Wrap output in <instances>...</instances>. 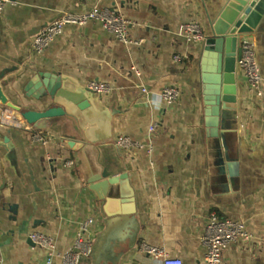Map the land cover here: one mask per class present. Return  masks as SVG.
Returning a JSON list of instances; mask_svg holds the SVG:
<instances>
[{
    "label": "crops",
    "instance_id": "1",
    "mask_svg": "<svg viewBox=\"0 0 264 264\" xmlns=\"http://www.w3.org/2000/svg\"><path fill=\"white\" fill-rule=\"evenodd\" d=\"M224 4L6 3L0 15V85L22 110L0 105V185L6 181L0 193L2 264H62L59 254L74 247L81 224L90 217L93 221L83 231L91 241L90 254L82 255L79 264H162L136 251L138 239L179 257L183 264H204L202 237L212 213L243 222L252 235L231 243L222 264H264V18L251 34L240 37L255 42L262 92L252 91L239 70L238 101L228 104L216 137L208 136L204 125V41L188 42L179 33L182 24L195 22L206 38ZM95 6L117 10L130 22L131 43L124 44L93 21L66 26L42 53L33 49L34 38L46 25L64 13H83ZM176 53L181 61L174 59ZM50 81L55 82L53 97L47 91ZM92 81L109 83L111 91L85 92L93 102L94 120L81 119L68 90H86ZM167 86L180 90L168 108L136 104L142 87L156 98ZM51 107L56 114L42 117ZM6 113L10 119L3 120ZM152 124L156 130L150 133ZM34 131H41L49 142H33ZM121 135L151 144L152 151L116 147ZM6 138L11 150L2 145ZM70 138L76 140L72 146ZM67 160L74 164L65 165ZM123 174L128 175L135 205L119 215L120 185L96 191L91 186ZM35 231L54 239L53 252L33 245L28 235Z\"/></svg>",
    "mask_w": 264,
    "mask_h": 264
},
{
    "label": "built area",
    "instance_id": "2",
    "mask_svg": "<svg viewBox=\"0 0 264 264\" xmlns=\"http://www.w3.org/2000/svg\"><path fill=\"white\" fill-rule=\"evenodd\" d=\"M10 0H0V15L4 12L6 3ZM99 22L104 30L113 34L118 40L124 44L131 43L128 38L129 21L117 10L108 7L95 6L91 10L83 13H64L52 23L46 25L36 35L33 40V49L37 53H42L51 44L52 41L60 36L64 28L68 25L83 26L89 22ZM180 35L188 42H200L205 40L203 27L195 22H188L181 25ZM141 42V41H140ZM139 42V43H140ZM241 47V57L238 61L239 68L245 73L250 89L256 94H261L263 78L259 65L256 60L255 42L250 39L243 38L239 42ZM176 61H181L180 53L174 55ZM88 88L96 94H108L111 86L107 82L92 81ZM151 91L147 87L141 88V96L136 99L137 105L157 106L161 109L168 108L180 96V90L175 86H167L156 95V98L149 96ZM6 115V116H5ZM3 115V120L10 119V114ZM156 130V124L149 126V132ZM31 140L39 144H47L48 137L44 136L40 131L31 133ZM115 146L127 151L143 148L150 153L152 145H145L137 142L131 136L121 135L116 138ZM73 160H67L65 165L72 166ZM93 218H89L81 224V230L75 238L74 247L67 252L59 254L62 264H79L81 256H88L91 249V241L85 239L83 231H87ZM252 235L247 231L245 224L239 220L219 218L216 213H212L208 219L207 227L202 237V244L205 248L203 255L204 264H222V255L227 247L240 239H250ZM28 239L33 245L50 250L53 252L55 241L50 236L35 231L28 235ZM137 252L162 260V264H183L179 257L169 256L164 249L151 245L143 239H138L135 245ZM50 260V259H49ZM0 264L2 262L0 261ZM131 264H139L131 262Z\"/></svg>",
    "mask_w": 264,
    "mask_h": 264
},
{
    "label": "water",
    "instance_id": "3",
    "mask_svg": "<svg viewBox=\"0 0 264 264\" xmlns=\"http://www.w3.org/2000/svg\"><path fill=\"white\" fill-rule=\"evenodd\" d=\"M264 18V0H225V4L218 11L215 19L210 22V35L204 40L200 56V80L202 82V107L204 114V125L207 135L218 136L223 128V120L228 104L237 103L238 84L237 76L239 70L238 61L241 57L240 37L251 34ZM212 51H207V48ZM70 89V88H68ZM47 91L55 96V82L47 84ZM70 93L71 104L76 105L81 111V119L94 120L90 99L85 97L86 90L73 89ZM0 105L4 109L21 111V107L14 104L3 92L0 85ZM95 106V105H94ZM96 107V106H95ZM70 109V106H67ZM91 110V111H89ZM1 112V110H0ZM25 114V112H24ZM56 112L51 108L41 114L42 117H52ZM70 138L69 145H74L76 140ZM2 144L9 150L8 139ZM5 179L0 185V193L5 188ZM111 184L120 185L118 199V214H128L124 210L133 209L135 205L134 192L130 186L128 175L123 174L108 178L100 184H93L91 189L109 188ZM120 211H124L120 213ZM128 216V215H126ZM137 242V241H136Z\"/></svg>",
    "mask_w": 264,
    "mask_h": 264
},
{
    "label": "rangeland",
    "instance_id": "4",
    "mask_svg": "<svg viewBox=\"0 0 264 264\" xmlns=\"http://www.w3.org/2000/svg\"><path fill=\"white\" fill-rule=\"evenodd\" d=\"M207 51H212V49H210L209 47L207 48Z\"/></svg>",
    "mask_w": 264,
    "mask_h": 264
}]
</instances>
